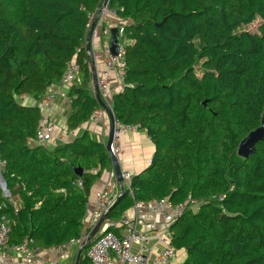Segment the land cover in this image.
<instances>
[{
    "label": "trees",
    "instance_id": "obj_1",
    "mask_svg": "<svg viewBox=\"0 0 264 264\" xmlns=\"http://www.w3.org/2000/svg\"><path fill=\"white\" fill-rule=\"evenodd\" d=\"M102 2L0 0V154L20 202L16 213L7 208L8 244L29 236L48 248L80 239L89 191L111 169L105 144L87 130L55 145L27 143L41 115L33 101L72 60L79 70L68 89L67 128L99 108L85 43ZM108 6L125 20L127 40L113 115L120 126L144 131L154 151L131 175L132 194L125 187L107 213L106 230L118 234L115 223L136 202L166 199L185 205L169 225L170 244L186 251L180 264H264V136L246 158L237 154L264 119V0ZM80 264H90L84 252Z\"/></svg>",
    "mask_w": 264,
    "mask_h": 264
},
{
    "label": "built area",
    "instance_id": "obj_2",
    "mask_svg": "<svg viewBox=\"0 0 264 264\" xmlns=\"http://www.w3.org/2000/svg\"><path fill=\"white\" fill-rule=\"evenodd\" d=\"M98 14L99 33H103L105 43L102 46L103 69L97 76V86L104 103H108L115 89L109 83L110 75H114L123 85V78L126 71L125 44L123 39V24L125 20L121 19L115 9L108 6V0L105 4L98 6L96 11L90 16V23ZM115 27L118 35L117 53H111L109 49L110 29ZM101 29V30H100ZM79 70L78 64L72 60L68 63L66 70L61 76L58 84H50L43 95L33 104L40 111V119L34 136L27 137L29 145L50 146L55 140V123L56 118L51 112L53 104L58 98H66L70 101L67 88L77 79ZM24 97V96H23ZM101 108L94 110L91 118L101 114ZM128 126L117 124L114 140L111 145L112 153L119 156L122 152V145L119 141V133ZM57 140L64 142L63 136L60 135ZM6 161L0 154V264H74L78 248L84 242V239L97 223V221L107 213L109 207L113 204L120 191L112 187L103 188L95 194L92 202L93 211L86 213L83 219V234L80 239L71 240L58 246L48 248L40 247L34 239L29 236L23 238L21 242L8 244V233L10 231V217L8 211L16 213L19 209L20 202L18 197L14 196L7 187L5 178ZM132 173L128 170H122L123 189L130 187ZM81 185V182H77ZM133 207L138 210L143 208L147 211L158 212L165 226L155 231L154 237L163 245L160 251L151 249L146 245L147 235L138 228V221L135 216L124 215L119 222L121 232L116 234L112 231L104 230L108 225L103 223L99 236L94 239L84 250L90 264H171L176 253V248L170 244L171 232L170 223L180 214L185 205L173 206L166 199L153 200L147 203L136 202ZM35 208H39L36 204ZM139 246L138 251H133L134 245Z\"/></svg>",
    "mask_w": 264,
    "mask_h": 264
},
{
    "label": "crops",
    "instance_id": "obj_3",
    "mask_svg": "<svg viewBox=\"0 0 264 264\" xmlns=\"http://www.w3.org/2000/svg\"><path fill=\"white\" fill-rule=\"evenodd\" d=\"M98 30L99 26L97 27L96 25L91 36V51L88 52L86 50L89 55V64H93L96 76L101 74L103 69L102 46L106 40V38H101V33L99 34ZM109 83L112 85L113 90L115 89L114 92H118L122 88V83L114 75H110ZM91 87L94 93L92 80ZM68 89L69 87L67 88V91ZM105 104L111 107V99ZM99 108H101V114L99 116L90 118L88 122L80 125L77 129L69 130L66 126V118L69 114V101L66 98H58L51 108L53 116L57 119L54 128L55 140L51 145H55L59 142L57 138L60 135L63 136L64 141H67L74 136L81 134L85 130L89 132L93 139L102 141L105 144L110 123L109 117L104 108L101 106H99ZM119 141L122 145V152L118 156L121 170H128L134 174L149 163L154 151V146L144 131L133 127L124 128L119 133ZM106 187H112L113 189L120 191V185L115 179L112 166L111 169L103 172L102 176L94 183L89 191L86 208L87 215L93 211L92 202L97 191ZM125 215L130 217L136 215L139 230L144 232L148 237L146 242L148 247L156 251H160L163 248V245L154 237L155 231L165 226V223L158 212L147 211L143 208L136 210L132 206L125 212ZM108 224L109 223L106 222L104 225ZM118 231L119 234L121 228ZM132 250L138 251L139 246L135 244L132 247ZM185 258V249H176L171 264H180Z\"/></svg>",
    "mask_w": 264,
    "mask_h": 264
},
{
    "label": "water",
    "instance_id": "obj_4",
    "mask_svg": "<svg viewBox=\"0 0 264 264\" xmlns=\"http://www.w3.org/2000/svg\"><path fill=\"white\" fill-rule=\"evenodd\" d=\"M106 0H103L102 5H104ZM98 23V14L95 16L93 21L90 23L89 29L87 31L86 35V43H85V48L89 52L91 51V36H92V31L94 27ZM101 30V29H100ZM109 49L111 53L115 54L117 53L118 50V35H117V29L115 27L110 29V38H109ZM90 70H91V75H92V84H93V89H94V97L96 101L99 103L101 107L104 108L105 112L107 113L109 117V132L107 136V140L105 142V147L106 151L110 157L111 160V166L113 168L114 176L116 181L120 185V193L113 202V204L109 207L107 213L114 209V207L117 205V203L121 200L124 189H123V179H122V170L120 167L119 159L117 156H115L112 153L111 150V145L114 140V135H115V130H116V120L113 115L112 108L107 106L101 99L98 86H97V76L95 74V70L93 68V64H90ZM264 136V119L262 122V125L258 127L257 129L250 131L239 143L237 154L243 158H246L250 153L253 152L255 144L260 141ZM83 173L81 167H76L75 168V174L78 176H81ZM107 213H105L94 225V227L91 229V231L88 233L86 238L84 239V242L81 244V246L78 248L74 264H80V259L81 256L85 250V246L87 243H91L93 239L97 236H99V231L101 230V227L107 217ZM106 230V228L104 229Z\"/></svg>",
    "mask_w": 264,
    "mask_h": 264
},
{
    "label": "rangeland",
    "instance_id": "obj_5",
    "mask_svg": "<svg viewBox=\"0 0 264 264\" xmlns=\"http://www.w3.org/2000/svg\"><path fill=\"white\" fill-rule=\"evenodd\" d=\"M256 25H257V23L256 22H253V23L249 24L248 26H246V28L249 29V30H254L256 28Z\"/></svg>",
    "mask_w": 264,
    "mask_h": 264
}]
</instances>
